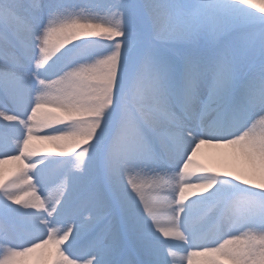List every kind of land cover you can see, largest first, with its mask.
Masks as SVG:
<instances>
[{
  "label": "snow or ice",
  "instance_id": "1",
  "mask_svg": "<svg viewBox=\"0 0 264 264\" xmlns=\"http://www.w3.org/2000/svg\"><path fill=\"white\" fill-rule=\"evenodd\" d=\"M37 253L264 264V3L0 0V264Z\"/></svg>",
  "mask_w": 264,
  "mask_h": 264
},
{
  "label": "bare ground",
  "instance_id": "2",
  "mask_svg": "<svg viewBox=\"0 0 264 264\" xmlns=\"http://www.w3.org/2000/svg\"><path fill=\"white\" fill-rule=\"evenodd\" d=\"M219 151H222V150L212 149V148H202L201 152L197 156V160L201 164H204V165L209 166V167L219 168L221 170H225V169L230 170L233 162L231 161L230 158H227V157L219 154ZM41 155H52V154L42 153ZM15 167H16L15 164L9 163L7 165V167L2 168L3 173H5V171H7L6 172L7 174H5V176L9 177L10 174L15 169ZM192 198H195V197H192ZM35 255H39V253H37ZM43 259H46V256Z\"/></svg>",
  "mask_w": 264,
  "mask_h": 264
},
{
  "label": "rangeland",
  "instance_id": "3",
  "mask_svg": "<svg viewBox=\"0 0 264 264\" xmlns=\"http://www.w3.org/2000/svg\"><path fill=\"white\" fill-rule=\"evenodd\" d=\"M253 2L257 5V7H259L261 3H264V0H253ZM221 152H222V151H219V154H221ZM72 155H74V153H73ZM66 158H67V157H66ZM8 164H9V163H8ZM8 164L3 165L2 168L7 167ZM6 172H7V171H5L4 175L7 174ZM9 173H10V172H9ZM192 179H195V176H193ZM49 195H53V196H54V195H55V191H54V190H53V191H50ZM39 255H40V254H39ZM37 256H38V255L33 254V256L29 258V264H36V257H37ZM44 261H46V259H43V260L41 261V264H44Z\"/></svg>",
  "mask_w": 264,
  "mask_h": 264
}]
</instances>
